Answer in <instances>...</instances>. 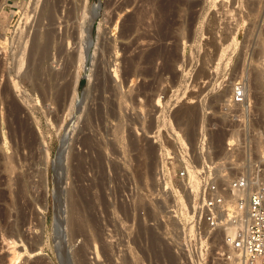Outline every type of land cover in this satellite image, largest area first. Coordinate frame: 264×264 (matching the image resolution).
Returning <instances> with one entry per match:
<instances>
[{
	"label": "rangeland",
	"instance_id": "rangeland-1",
	"mask_svg": "<svg viewBox=\"0 0 264 264\" xmlns=\"http://www.w3.org/2000/svg\"><path fill=\"white\" fill-rule=\"evenodd\" d=\"M30 1L0 7V161H15L11 176L0 168V264L9 263L14 248L18 264H61L55 240L64 245L65 264H82L88 241V264H229L218 259L217 250L227 252L223 242H205L208 233L191 223L189 201L160 189L157 170L184 138L197 160L205 159L203 134L209 154L233 163L230 175L253 172L243 164L246 155L262 160L254 137L264 139V0H99L100 30L88 65L81 54L97 0H54L61 23L38 29L33 22L28 32L55 27L60 41L50 59L39 62L36 53L24 67L15 39L26 31ZM239 79L252 102L246 131L221 113ZM76 86L82 102L71 109ZM67 126L55 230L61 201L54 159ZM228 141L252 145L251 153H228ZM74 214L85 218L87 232L73 234ZM152 233L170 250L156 254Z\"/></svg>",
	"mask_w": 264,
	"mask_h": 264
},
{
	"label": "built area",
	"instance_id": "built-area-1",
	"mask_svg": "<svg viewBox=\"0 0 264 264\" xmlns=\"http://www.w3.org/2000/svg\"><path fill=\"white\" fill-rule=\"evenodd\" d=\"M251 107L246 82L239 79L222 103L221 113L228 117L230 123H237L242 127L240 130L246 131ZM209 138L208 134L201 138L200 152L205 153V159L201 161L197 160L186 138L181 139L174 149L167 150L157 170L158 185L163 192H172L180 202L189 201L191 223L203 233H208L205 242L210 244V240L215 242L218 239L223 242L227 252L217 250L219 260L230 261L232 258L228 251L231 250L236 264H264L262 169L253 174L246 169L230 175L226 168L233 163L209 154ZM248 147L251 149L252 145ZM246 149V145L234 141L226 143L227 152L233 154ZM243 164L248 168L245 156ZM228 230L232 235H227Z\"/></svg>",
	"mask_w": 264,
	"mask_h": 264
},
{
	"label": "bare ground",
	"instance_id": "bare-ground-1",
	"mask_svg": "<svg viewBox=\"0 0 264 264\" xmlns=\"http://www.w3.org/2000/svg\"><path fill=\"white\" fill-rule=\"evenodd\" d=\"M86 1H88V0H86ZM7 2V0H1L0 1V7L2 6V5H4L5 3ZM31 2V1H30ZM59 4V2H57V1H54V0H32V2L30 3V4H28V8H27V10H26V19L28 18V20L26 21L25 19V21L27 22V26H26V31L24 32L23 30V32L24 33H20L19 35H18V37L15 39V40H17L16 41V47L20 50L19 52H21V50L22 51H24V54L22 55V56H24V61H20V63L22 64V65H25L24 67H26V65H27V62L28 61H30L31 60V58L34 56V54H36V53H38L37 54V56L39 55V58L38 59H40L39 60V62L41 61V60H45V59H48V57L50 56V54H51V52H52V49L56 46V44L60 41V38H61V36H59L58 34V31H57V28L55 29V27H52V28H48V29H46V30H44L43 29V31H39V32H35V30H34V32L35 33H29L28 32V30L29 29H31L30 27H31V25H32V23L34 22V24L35 25H37V28H38V26L41 28H43V26H47V25H54L55 23H57V22H59V23H61L60 22V19L58 20V12H59V8H60V6L58 5ZM84 6V5H83ZM86 6H84L83 8H85ZM88 7V6H87ZM86 7V8H87ZM100 8H101V2L99 1V0H97V2L94 4V5H92L91 6V8H90V10H89V15H90V17H89V20H88V22H89V28H88V32L91 34L90 35V39H89V43L87 44V45H89L88 46V49L86 50V55H84L83 53L81 54V63H82V61H83V64H84V62H86L87 63V65L88 64H90L91 63V60H92V58H93V53H94V51H95V43H94V32H96L98 29H99V27H100V23L98 24L97 23V20H96V14L98 13V11H100ZM87 9H89V8H87ZM88 11V10H87ZM109 11V10H108ZM84 13V12H83ZM108 13V12H107ZM81 14H82V12H81ZM84 14H87V12L86 13H84ZM88 15V16H89ZM82 16H83V14H82ZM87 16V15H86ZM12 18V17H11ZM63 20V19H62ZM86 21V20H85ZM25 22V23H26ZM87 22V23H88ZM24 23V24H25ZM67 25V24H66ZM50 27V26H49ZM58 27V26H57ZM86 27V26H85ZM24 28V27H23ZM36 28V27H35ZM36 28V29H37ZM87 28V27H86ZM39 29V28H38ZM41 30V29H40ZM80 30V29H79ZM85 28H84V31H83V29H82V32L85 34ZM100 30V29H99ZM21 31V32H22ZM33 32V31H32ZM82 33V34H83ZM98 34V33H97ZM77 36V35H76ZM59 40V41H58ZM62 40H64V36H62ZM67 40V39H66ZM96 40V39H95ZM65 42V41H64ZM64 42H63V44H64ZM84 42V41H83ZM62 44V43H61ZM83 44V43H82ZM66 45V44H65ZM58 46L59 45H57V47L56 48H58ZM62 46V45H61ZM72 46V45H71ZM70 46V47H71ZM60 47V46H59ZM60 49H62L61 50V53H62V56H63V46L62 47H60ZM79 49V48H78ZM59 50V49H58ZM11 51V50H10ZM15 51V50H14ZM17 51V50H16ZM16 51H15V53H16ZM55 51H57V50H55ZM60 51H58V53H59ZM80 52V51H79ZM18 53V52H17ZM22 53V52H21ZM57 54V53H56ZM60 54V53H59ZM16 55V54H15ZM17 56H18V54H17ZM54 56V55H53ZM61 56V57H62ZM65 56V55H64ZM56 57L58 58V55H56ZM60 57V56H59ZM16 58V57H15ZM35 58V57H34ZM51 57H49V59H50ZM54 58H55V56H54ZM80 58V57H79ZM13 59V58H12ZM19 59V58H18ZM84 59H85V61H84ZM59 60V59H58ZM15 61V60H14ZM17 61V60H16ZM37 61V60H36ZM33 62V61H32ZM31 61H30V63H32ZM45 62V61H44ZM29 63V62H28ZM15 64V63H14ZM37 64V63H36ZM82 64V65H83ZM5 65V64H4ZM29 65V64H28ZM33 65V64H32ZM18 66V65H17ZM30 66V65H29ZM28 66V67H29ZM37 66H39V65H37ZM45 66V65H44ZM84 66V65H83ZM2 67V66H1ZM0 67V68H1ZM27 67V68H28ZM3 68V67H2ZM26 68V69H27ZM40 68V67H39ZM48 67L46 66V68H44V69H47ZM89 68V67H88ZM92 68V67H91ZM43 69V68H42ZM24 71V70H23ZM28 71V70H27ZM29 72V71H28ZM27 72V73H28ZM40 72H42L41 70H40ZM42 73H44V72H42ZM47 72H45V74H46ZM262 73H263V71H262ZM262 73H261V75H262ZM41 74V73H40ZM86 74H88V72H86ZM42 75V74H41ZM41 75H40V77H41ZM90 75V74H89ZM259 75V74H258ZM55 76V75H54ZM38 77H39V75H38ZM44 77L45 78H47V76L46 75H44ZM53 78V77H52ZM45 80V79H44ZM78 80V79H77ZM48 81V80H47ZM81 82V81H80ZM236 84V83H235ZM235 84H234V86H233V89H234V87H235ZM44 85V84H43ZM46 86V85H45ZM49 87V86H48ZM68 87H70V84L69 85H67V87L66 88H68ZM247 87V86H246ZM48 89V88H47ZM52 89V88H51ZM69 90V89H68ZM49 95V94H48ZM74 95H75V97L71 100V102H70V108L72 109L74 106H78V108L80 107V104H81V102H82V88H81V86L80 87H75V89H74ZM76 97H77V100H76ZM79 111V110H78ZM185 112V111H184ZM184 116H186V115H184ZM187 116H188V114H187ZM186 119V118H185ZM72 125L73 126H75L74 124H71V127H72ZM68 128V130H66V132L68 133V136H69V131H70V126H67ZM258 133V132H257ZM253 134V133H252ZM13 135V134H12ZM257 135V134H256ZM252 137V136H251ZM69 138V137H68ZM68 138L65 140V142H64V144H63V146H62V148H61V151H60V157L61 156H63V154L66 152V150H67V146H68V144H69V142H68ZM253 138V137H252ZM255 139L254 140H256V143H254V144H256V147L258 148V150L261 152V157L262 158H260V159H262V160H260L259 162H254V159H253V157H252V153L250 152L251 151V149H249V147H247V149L246 150H248V152H250L251 153V156L250 157H247V155L245 156V158H246V161H248V168H250L251 170H253V172H252V174L253 173H257L258 172V170H261L262 169V171H261V174L262 175H260V178H264V139H262L259 135L257 136V138L256 137H254ZM16 139V138H15ZM250 139V138H249ZM18 145V144H17ZM136 145V144H135ZM144 148V147H143ZM20 149V148H19ZM141 149V148H140ZM147 150V149H146ZM144 151V150H143ZM142 151V152H143ZM147 152V151H146ZM228 153H230V152H228ZM11 154V153H10ZM14 154V153H13ZM248 155H249V153H247ZM7 156V155H6ZM33 156V155H32ZM260 157V156H259ZM7 158V157H6ZM15 158V157H14ZM3 159V158H2ZM8 159V158H7ZM7 159H4L3 161H0V168L2 167L3 168V170L4 169H6L8 172L7 173H9V175L11 176L12 175V173H13V171H14V165H13V161L14 160H12L11 159V156H10V159L9 160H7ZM16 159V158H15ZM19 160H21V159H19ZM25 160V159H24ZM55 160V159H54ZM59 160V159H58ZM58 160H56V164H55V174H56V193H58L57 194V200L59 201H61V207H59V208H57V211H56V214H57V216H56V219L59 221V219H60V214H61V211H62V205H63V197H62V194H60V187H61V182H62V179H63V177H62V164L58 161ZM263 163V165H261V164H259V163ZM14 163H15V161H14ZM53 165H54V162H53ZM17 166V165H16ZM65 168V167H64ZM75 168V167H74ZM1 170V169H0ZM77 171V170H76ZM223 171V170H222ZM6 172V171H5ZM3 175V174H2ZM9 175H8V177H9ZM14 177H15V175H14ZM13 177V178H14ZM7 178V177H6ZM11 178V177H10ZM12 178V179H13ZM33 178V177H32ZM15 179H16V177H15ZM10 180V179H9ZM34 180V179H33ZM15 181V180H14ZM10 182V181H9ZM20 182H21V180H20ZM11 183V182H10ZM34 183V182H33ZM9 186V185H8ZM11 186V185H10ZM13 187H15V186H13ZM32 187V186H31ZM38 187H39V185H38ZM9 188V187H8ZM17 188V187H16ZM22 188V187H21ZM4 189V188H3ZM19 189V188H18ZM9 190H10V188H9ZM24 190V189H23ZM22 189H21V191H23ZM57 190H58V192H57ZM20 191V190H19ZM45 191V190H44ZM8 192H11V191H8ZM16 192V191H15ZM15 192H14V194H15ZM42 192V191H41ZM1 193H2V191H1ZM21 193V192H20ZM33 194V193H32ZM3 195V194H2ZM16 195V194H15ZM18 196V195H17ZM16 196V197H17ZM20 196V195H19ZM9 197H11V196H9ZM13 197H14V195H13ZM4 198V197H3ZM5 198H6V196H5ZM11 199V198H10ZM17 199V198H16ZM19 200V199H18ZM9 201V200H8ZM46 201V200H45ZM10 202V201H9ZM15 205V204H14ZM13 205V206H14ZM41 205V204H40ZM4 206V205H3ZM7 206V205H6ZM38 207V206H37ZM39 208V207H38ZM46 208V204L44 205V207H43V211H41V215H42V217H41V220L43 219L44 220V209ZM42 209V208H41ZM3 210H6V209H4L3 208ZM2 210V211H3ZM3 212H5V211H3ZM25 212V211H24ZM9 213V212H8ZM23 215V214H22ZM76 215V216H75ZM12 217V216H11ZM22 217H24V216H22ZM25 218V217H24ZM71 218V217H70ZM69 218V219H70ZM77 218H79V217H77V214H74L73 215V220H76ZM129 218V217H128ZM140 218V217H139ZM27 219V218H26ZM80 219V218H79ZM85 218H83V222H81L80 220H78V222H77V225L78 226H75L76 228H75V230H74V235H77V234H80V233H84V231H86V225L87 224H84V220ZM16 221V220H15ZM22 221V220H21ZM20 221V222H21ZM1 222V221H0ZM73 222H75V221H73ZM10 223V222H9ZM11 223H14L13 221L11 222ZM18 224V223H17ZM34 224V223H33ZM75 224V223H74ZM15 225V224H14ZM32 225V224H31ZM140 225V224H139ZM144 226V225H143ZM142 226V227H143ZM33 227V226H32ZM20 228V227H19ZM19 228H17V229H19ZM22 228V227H21ZM10 230V229H9ZM29 231H30V234H32V233H34V229L32 228L31 229V227L28 229ZM34 230V231H33ZM38 230V229H37ZM88 230V229H87ZM16 230H11L10 231V233H12V234H15L16 232H15ZM15 232V233H14ZM87 232V231H86ZM85 232V233H86ZM143 232V231H142ZM153 232V231H152ZM231 230H228L227 231V235H232L231 234ZM36 233H38V232H36ZM11 234V235H12ZM17 234H18V232H17ZM24 234V233H23ZM22 234V235H23ZM87 234V233H86ZM10 235V234H9ZM16 235V234H15ZM21 235V234H20ZM21 235V236H22ZM26 235V234H25ZM33 235V234H32ZM88 235V234H87ZM6 236V235H5ZM14 236V235H13ZM12 236V237H13ZM24 236V235H23ZM22 236V237H23ZM28 236V235H27ZM27 236H25V237H27ZM39 236V235H38ZM139 236V235H138ZM151 237H150V239H151V241H150V244H151V242H152V248H154L155 250H156V254H158V255H161V254H164L167 250H170V249H168L167 248V250H166V248L165 247H162L164 244L162 243L163 242V239L161 238V236H159V235H157V234H155V233H152L151 235H150ZM35 237V236H34ZM72 237H74L73 235H72ZM31 238V237H30ZM136 238V237H135ZM15 239V238H14ZM14 239H11V240H14ZM41 239V238H40ZM89 239V238H88ZM34 240V239H33ZM140 240V239H139ZM38 241H39V239H38ZM37 241V242H38ZM135 241V240H134ZM149 241V240H148ZM27 242V241H26ZM33 242V241H32ZM40 242V241H39ZM14 243H15V240H14ZM136 243V242H135ZM143 243V242H142ZM10 244V243H9ZM140 244V243H139ZM149 244V245H150ZM163 244V245H162ZM15 245V244H14ZM55 245H56V247H57V249L60 251V253L63 255V250H64V245L59 241V242H57L56 240H55ZM83 245V244H82ZM142 245V244H141ZM90 246H89V241L84 245V246H82V248L80 249V254H79V258L81 259L80 260V262L82 263V264H88V261H87V256H86V254L88 253V248H89ZM150 247H151V245H150ZM165 249V250H164ZM165 251V252H164ZM12 254H13V256L12 257H10V259H9V263L8 264H18V258H19V256L21 255L20 253L18 254V252L16 251V249L14 248L13 250H12ZM141 252V251H140ZM164 252V253H163ZM229 253H230V255H231V260L232 261H228L229 262V264H230V262H231V264H236V258L232 255V253L234 254V252L233 251H228ZM168 253V252H167ZM86 256V257H85ZM137 256V255H136ZM145 256V255H144ZM163 256V255H162ZM159 257V256H158ZM87 258V259H86ZM128 258V257H127ZM131 258V257H130ZM137 259V258H136ZM142 259V258H141ZM133 259H131V261H132ZM135 263H137V262H135ZM143 263V262H142ZM128 264V263H127ZM144 264V263H143Z\"/></svg>",
	"mask_w": 264,
	"mask_h": 264
},
{
	"label": "water",
	"instance_id": "water-1",
	"mask_svg": "<svg viewBox=\"0 0 264 264\" xmlns=\"http://www.w3.org/2000/svg\"><path fill=\"white\" fill-rule=\"evenodd\" d=\"M95 3H96V2H95ZM98 13H99V11H98ZM98 13L96 14V17H97V15H98ZM67 138H68V133L66 132V133L63 135L62 139L60 140L59 147H58V150H57V153H56V156H55V160H58V159L60 158V151H61V148H62V146H63V144H64V142H65V140H66ZM59 226H60V225H59V222H58V220L56 219L55 230H58ZM57 252H58V258H59L60 263H61V264H65V261H64V258L62 257V254L60 253L59 250H57Z\"/></svg>",
	"mask_w": 264,
	"mask_h": 264
}]
</instances>
